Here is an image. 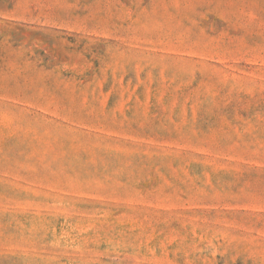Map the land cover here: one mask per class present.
<instances>
[{"label": "rangeland", "instance_id": "374dc122", "mask_svg": "<svg viewBox=\"0 0 264 264\" xmlns=\"http://www.w3.org/2000/svg\"><path fill=\"white\" fill-rule=\"evenodd\" d=\"M0 264H264V0H0Z\"/></svg>", "mask_w": 264, "mask_h": 264}]
</instances>
